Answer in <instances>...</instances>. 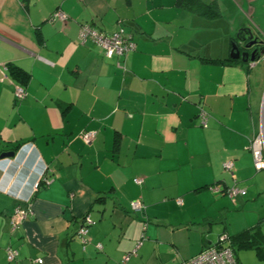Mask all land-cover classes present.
Returning a JSON list of instances; mask_svg holds the SVG:
<instances>
[{
    "label": "crops",
    "instance_id": "0c3cea01",
    "mask_svg": "<svg viewBox=\"0 0 264 264\" xmlns=\"http://www.w3.org/2000/svg\"><path fill=\"white\" fill-rule=\"evenodd\" d=\"M198 1L218 15L182 0H0V154L15 153L0 159V264H122L134 250L125 264H181L254 228L264 246V175L248 149L264 126V59L230 57L244 31L264 42V0ZM55 11L67 20L50 22ZM83 24L104 34L121 24L135 50L107 59L78 41ZM15 209L32 216L12 231ZM235 257L259 264L252 248Z\"/></svg>",
    "mask_w": 264,
    "mask_h": 264
},
{
    "label": "built area",
    "instance_id": "2783aa9c",
    "mask_svg": "<svg viewBox=\"0 0 264 264\" xmlns=\"http://www.w3.org/2000/svg\"><path fill=\"white\" fill-rule=\"evenodd\" d=\"M59 20L61 22H65L67 20V16L61 11H55L49 21L54 22ZM78 41L81 44H84L88 41L95 44L99 47L103 55L107 59H111L113 57L116 58H124L135 50V43L132 39L130 33L126 32L123 25L118 24L115 32L111 34H104L99 32L98 30L92 28L87 24H83L79 27L78 32ZM26 93L22 86L15 85L14 86V99L15 101H20L25 97ZM199 125L202 128L207 127L208 115L200 109L198 113ZM93 138L91 133H83L81 135V139L85 144H89ZM248 149L252 155L253 159V168L256 172L264 171V126H261L259 131L250 139ZM223 169L227 172L232 179L234 164L232 161H227L223 164ZM134 183L139 185L142 183V179H134ZM42 185L46 186L49 184V180L47 178H43L41 180ZM39 185L35 187L38 188ZM209 190L216 195L227 196L230 199H234L237 196H245V191L238 189L236 187H218L213 186L210 187ZM178 205H181V200H176ZM131 211L134 213L142 212L143 206L140 201H134L130 203ZM29 216H32V211L30 209L22 210L15 209L13 216L10 219L11 230H15L22 221H24ZM93 222L89 218L88 215H85L82 219V224L78 229V236L81 240V243L85 245L87 243L86 237L88 234L89 228L92 226ZM141 242L137 244L138 248ZM97 249L100 250L101 246L97 245ZM135 254V250L131 253L126 254L122 259V264H125L129 257ZM18 257V252L13 248L6 249V259L8 262H15ZM38 264L42 263V260L36 261ZM181 264H239L232 249L229 246V242L227 236L222 235L218 239V243L214 246H211L196 256L183 261Z\"/></svg>",
    "mask_w": 264,
    "mask_h": 264
},
{
    "label": "trees",
    "instance_id": "16d2710c",
    "mask_svg": "<svg viewBox=\"0 0 264 264\" xmlns=\"http://www.w3.org/2000/svg\"><path fill=\"white\" fill-rule=\"evenodd\" d=\"M184 7L200 16L205 18H215L218 15L217 8L213 4L205 5L200 3L198 0H182ZM129 33V32H128ZM132 36V35H131ZM8 71L13 80H16L19 83L20 78L22 83H24L25 76L18 69L13 66H8ZM260 234L259 229H252L250 231H244L237 236L229 237L227 236L229 246L232 249L234 255L236 251L240 248H252L257 252L259 257V264H264V246H259L258 235ZM218 243V242H217ZM216 243V244H217ZM215 244V245H216ZM214 246V245H213Z\"/></svg>",
    "mask_w": 264,
    "mask_h": 264
},
{
    "label": "water",
    "instance_id": "95a60500",
    "mask_svg": "<svg viewBox=\"0 0 264 264\" xmlns=\"http://www.w3.org/2000/svg\"><path fill=\"white\" fill-rule=\"evenodd\" d=\"M240 50H251V53L250 55L249 53L245 52L244 54H241ZM230 57L232 59H240L241 57H246V59L243 60L246 62H254L259 59H264V42L254 38L250 31H244L243 35L239 38L238 43L232 45ZM14 156L15 153L12 151L4 152L0 154V159L13 158Z\"/></svg>",
    "mask_w": 264,
    "mask_h": 264
},
{
    "label": "flooded vegetation",
    "instance_id": "af4514ba",
    "mask_svg": "<svg viewBox=\"0 0 264 264\" xmlns=\"http://www.w3.org/2000/svg\"><path fill=\"white\" fill-rule=\"evenodd\" d=\"M244 52H245V53H249V55H250L251 50H249V51H247V50H240V53H241V54H244ZM249 55H248V58H249ZM245 59H246V57H241V58H240V60H242V61L245 60Z\"/></svg>",
    "mask_w": 264,
    "mask_h": 264
},
{
    "label": "rangeland",
    "instance_id": "374dc122",
    "mask_svg": "<svg viewBox=\"0 0 264 264\" xmlns=\"http://www.w3.org/2000/svg\"><path fill=\"white\" fill-rule=\"evenodd\" d=\"M261 173H262V175H264V171H262ZM132 213H133V215H135V216H141V219H142L143 221L145 220L144 217L142 216V214L134 213V212H132Z\"/></svg>",
    "mask_w": 264,
    "mask_h": 264
}]
</instances>
